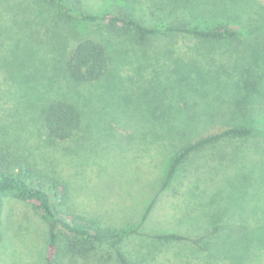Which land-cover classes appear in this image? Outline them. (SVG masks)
Returning <instances> with one entry per match:
<instances>
[{
	"label": "rangeland",
	"instance_id": "374dc122",
	"mask_svg": "<svg viewBox=\"0 0 264 264\" xmlns=\"http://www.w3.org/2000/svg\"><path fill=\"white\" fill-rule=\"evenodd\" d=\"M81 1L97 15L122 8L147 22L164 2ZM84 38L106 46L110 59L108 74L90 84L65 72L66 53ZM237 44L204 45L181 35L139 42L120 30L67 21L46 0H0V144L65 185L60 212L93 220L103 232L102 243L78 246L88 253L77 264H118L111 244L120 237L131 264H264V47ZM257 75L261 91H244L245 103L236 104L244 88L237 90V81ZM54 98L74 103L82 118L64 142L43 123ZM231 127L253 134L195 153L161 192L181 148ZM4 207L0 264H46L48 227L38 211L13 198ZM161 233L200 244L151 237Z\"/></svg>",
	"mask_w": 264,
	"mask_h": 264
},
{
	"label": "trees",
	"instance_id": "16d2710c",
	"mask_svg": "<svg viewBox=\"0 0 264 264\" xmlns=\"http://www.w3.org/2000/svg\"><path fill=\"white\" fill-rule=\"evenodd\" d=\"M46 1L58 7L67 21H80L96 27H105L111 31L120 30L131 34L139 42H145L150 37L181 35L204 45L222 46L227 42L238 40L235 47L237 50L244 47L247 40H253L264 47V4L256 3L255 0H164L160 6L155 7L154 11L159 15L154 16L155 20L152 22L139 21L136 15L132 14L133 12L127 13L122 8L118 13L97 15L84 8L81 0ZM196 63L192 61L191 64L195 66ZM222 67L218 66V71L222 70ZM65 69L69 79L75 83L90 84L100 81L110 70L108 50L106 46L92 38L78 40L66 53ZM216 74L218 73L215 72L214 75ZM187 75L191 74L187 73ZM222 75L225 76L224 81L231 80L230 76L224 73ZM260 80L261 76L257 75L252 80L247 78L242 82L237 81V90L244 88H241L236 104L245 103L244 91L259 93ZM231 82H234V85L236 83L235 80ZM232 97V92L226 94L225 101ZM219 99L222 102V97L212 101ZM208 102L211 104V100ZM208 114L211 113L206 115ZM43 123L53 139L64 142L70 140L80 128L82 118L74 103L65 98H54L50 99L44 108ZM252 134V129L231 127L186 144L172 157L165 172L161 192L172 183L182 164L195 153L223 140L247 138ZM65 195L64 184L39 172L27 159L20 155H12L8 147L0 144V229L6 199L13 198L33 206L48 227L46 264H77L76 259L78 257L84 259L82 253H88V249H83L86 245L99 244L104 240L103 232L95 221L60 212L56 203L62 201ZM155 201L156 198L148 206L143 222L147 219ZM138 232L135 229L132 234ZM61 234L70 240L61 241ZM151 237L162 242L187 241L196 246L200 244L198 239L176 233H161ZM121 241L120 237L111 244L117 262L131 264L120 250ZM79 245L83 248L79 249ZM88 262L89 260L86 264Z\"/></svg>",
	"mask_w": 264,
	"mask_h": 264
}]
</instances>
